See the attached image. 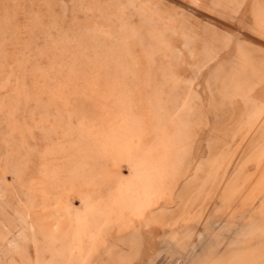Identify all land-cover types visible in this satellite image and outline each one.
<instances>
[{"label": "rangeland", "instance_id": "obj_1", "mask_svg": "<svg viewBox=\"0 0 264 264\" xmlns=\"http://www.w3.org/2000/svg\"><path fill=\"white\" fill-rule=\"evenodd\" d=\"M0 264H264V0H0Z\"/></svg>", "mask_w": 264, "mask_h": 264}]
</instances>
